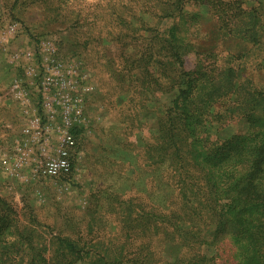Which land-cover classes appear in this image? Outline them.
Wrapping results in <instances>:
<instances>
[{"label":"rangeland","instance_id":"374dc122","mask_svg":"<svg viewBox=\"0 0 264 264\" xmlns=\"http://www.w3.org/2000/svg\"><path fill=\"white\" fill-rule=\"evenodd\" d=\"M244 2L0 0V232L9 224L16 238L32 231L40 249L58 233L102 247L112 241L108 252L120 253L123 264L150 257L168 264H237L250 253L227 205L238 199L233 183L243 180L254 157V141L237 138H252L251 126L216 118L198 127L179 119L171 133L159 117L172 99L173 20L164 16L171 11L203 15L175 18L184 47L190 45L188 72L244 64L247 76L262 79L264 22L250 34L255 44L223 42L216 28L223 12L240 23L249 21L243 13L264 15V2ZM62 148L69 164L48 174ZM180 151L205 191L198 194L202 202L213 200L214 190L225 193L215 215L207 211V225L190 214L187 190L178 186ZM162 166L168 180L157 181ZM221 178L224 186L216 182Z\"/></svg>","mask_w":264,"mask_h":264},{"label":"trees","instance_id":"16d2710c","mask_svg":"<svg viewBox=\"0 0 264 264\" xmlns=\"http://www.w3.org/2000/svg\"><path fill=\"white\" fill-rule=\"evenodd\" d=\"M263 2L264 0H259L261 5ZM241 4H245L244 0ZM239 11L242 13L245 10L239 9ZM223 14L222 17L219 16V19H216V15L205 13L206 17L217 20H215L216 28L223 42L239 41L255 44L249 38L250 34L256 31V23L264 22L262 13H243L242 17L243 15L244 17L249 16V21L245 20L242 23L229 19L226 12ZM183 15L194 21L203 17L201 12L195 13L194 11H191V14H188L187 11H171L164 15L174 21L170 27L173 57L170 62L173 66V74L169 92L172 94V99L170 100L171 105L162 111L159 117L166 120L172 129L170 130L171 133L177 130L176 125L179 119L189 126L198 125V127L210 125L216 118L222 123L238 119L251 126L252 138L249 139L246 135H237V138H244L250 142L254 141L251 149L254 157L248 161L243 180L233 183L235 188L240 189L241 193L233 205H227V212L230 211L235 216L239 229L246 233L244 238L250 241V245L253 247L250 253L244 251L245 254L238 258L237 264H264V254L260 252L261 246H264V68L261 70L263 75L261 80L255 79V76L253 78L252 75L247 76L248 67L243 66L244 64L240 67L235 64L221 65L217 66L215 70L210 69V71H208L209 67L205 69V66L202 65L197 68L202 71L188 72L184 56L186 48H189L190 45L184 47L181 27L175 21V18ZM183 154L184 152L180 151L178 159L180 160L179 169L183 172L181 175L184 176L181 181L185 185L178 184V186L181 188V192L187 190L186 201L189 207L187 210L196 218L198 215L199 220L207 225L209 224L207 211L215 215L219 199L225 193L214 190L213 200L202 202L198 194L200 192L205 193V191H200V186L195 180V174L191 173L184 163ZM242 163V159L237 161V164ZM157 171L159 176L155 180H168L163 166ZM210 182L215 183L212 176L206 179L207 189L212 193ZM216 182L219 186H224L226 180L221 178L216 179ZM177 183H180V180ZM226 186H231V182ZM202 203L207 204L208 208L196 207ZM158 206L160 207V205ZM222 210L224 209H220V211ZM163 214L162 211L156 215L163 216ZM11 227L12 224L4 226L0 232V264H76L77 261L86 259H92V264H123L120 253L108 252L109 248H115L111 245L113 244L112 241H109L108 245L106 242H102V247L78 234L58 233L53 235L50 241L42 243L40 249L34 246L36 242L32 231L20 239L8 234ZM10 235L11 238L8 239ZM20 250L25 251L21 252ZM153 259L154 257H150L146 262L137 259L136 262L138 264H168L160 258L159 261H152Z\"/></svg>","mask_w":264,"mask_h":264},{"label":"built area","instance_id":"2783aa9c","mask_svg":"<svg viewBox=\"0 0 264 264\" xmlns=\"http://www.w3.org/2000/svg\"><path fill=\"white\" fill-rule=\"evenodd\" d=\"M65 142L71 143L72 141H70L68 139H64L63 144ZM68 164H69V161L67 159V152H66V150L64 148H62L61 150H59V157H58V159L52 160V161H50L48 163L46 172L48 174H56L62 168H66V166Z\"/></svg>","mask_w":264,"mask_h":264}]
</instances>
